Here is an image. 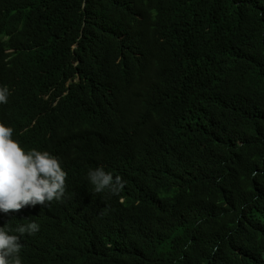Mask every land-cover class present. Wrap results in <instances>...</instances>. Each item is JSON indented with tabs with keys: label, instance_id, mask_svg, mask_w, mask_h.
<instances>
[{
	"label": "trees",
	"instance_id": "1",
	"mask_svg": "<svg viewBox=\"0 0 264 264\" xmlns=\"http://www.w3.org/2000/svg\"><path fill=\"white\" fill-rule=\"evenodd\" d=\"M0 86L67 172L62 202L0 212L40 225L22 264H264V0H0Z\"/></svg>",
	"mask_w": 264,
	"mask_h": 264
},
{
	"label": "clouds",
	"instance_id": "2",
	"mask_svg": "<svg viewBox=\"0 0 264 264\" xmlns=\"http://www.w3.org/2000/svg\"><path fill=\"white\" fill-rule=\"evenodd\" d=\"M9 95L8 87L0 86V104H7ZM13 137L14 129L0 123V212L10 214L28 206L46 207L53 201L62 202L67 172L60 159L36 148L26 151ZM87 179L95 193L108 190L119 195L125 184L121 177H113L103 166L90 169ZM39 230L40 225L35 221L15 229L0 227V264H22L21 237L34 235Z\"/></svg>",
	"mask_w": 264,
	"mask_h": 264
}]
</instances>
